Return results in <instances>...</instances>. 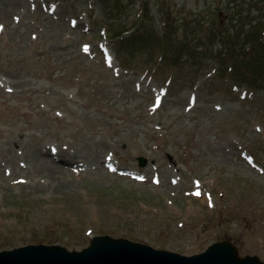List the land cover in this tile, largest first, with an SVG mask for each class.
I'll return each instance as SVG.
<instances>
[{
    "label": "rangeland",
    "instance_id": "374dc122",
    "mask_svg": "<svg viewBox=\"0 0 264 264\" xmlns=\"http://www.w3.org/2000/svg\"><path fill=\"white\" fill-rule=\"evenodd\" d=\"M0 26V251L107 234L264 261V89L211 40L250 42L264 2L0 0Z\"/></svg>",
    "mask_w": 264,
    "mask_h": 264
},
{
    "label": "water",
    "instance_id": "95a60500",
    "mask_svg": "<svg viewBox=\"0 0 264 264\" xmlns=\"http://www.w3.org/2000/svg\"><path fill=\"white\" fill-rule=\"evenodd\" d=\"M140 164L145 160L139 158ZM0 264H264L257 255L241 256L228 240L185 255L111 235H97L88 247L69 250L61 244H28L0 251Z\"/></svg>",
    "mask_w": 264,
    "mask_h": 264
},
{
    "label": "trees",
    "instance_id": "16d2710c",
    "mask_svg": "<svg viewBox=\"0 0 264 264\" xmlns=\"http://www.w3.org/2000/svg\"><path fill=\"white\" fill-rule=\"evenodd\" d=\"M257 1L264 2V0ZM116 3L118 2L116 1ZM245 15L244 17H249L252 20L250 13H245ZM254 19H256L255 15ZM252 25L254 24L252 23ZM220 28L217 33L218 37L215 34L214 38L211 39L217 42L218 39L220 40L222 38L223 47L219 49L221 51H216V48L213 50V52H216V58L220 59V65L227 64L225 69L229 70L228 75L233 80L247 85L251 89H264V29L261 30V27H259L258 31L255 32L256 34L253 33L250 36V42L244 43L242 41L241 43H236L229 40L228 35H224L227 31L225 26ZM235 37L238 40L241 39L238 35ZM189 46H192L191 43H189ZM238 48L241 49V52L234 53V51L238 52ZM219 69L222 72L224 71L222 68Z\"/></svg>",
    "mask_w": 264,
    "mask_h": 264
},
{
    "label": "snow or ice",
    "instance_id": "6c2138e0",
    "mask_svg": "<svg viewBox=\"0 0 264 264\" xmlns=\"http://www.w3.org/2000/svg\"><path fill=\"white\" fill-rule=\"evenodd\" d=\"M2 27V26H0ZM85 50H87V46L85 47ZM9 91H11V89H8ZM159 103V101H158ZM139 179H143V177H139ZM195 195L199 196L200 195V191H199V188H197V191L195 192Z\"/></svg>",
    "mask_w": 264,
    "mask_h": 264
},
{
    "label": "bare ground",
    "instance_id": "6f19581e",
    "mask_svg": "<svg viewBox=\"0 0 264 264\" xmlns=\"http://www.w3.org/2000/svg\"><path fill=\"white\" fill-rule=\"evenodd\" d=\"M54 171L56 172V171H58V169L54 168Z\"/></svg>",
    "mask_w": 264,
    "mask_h": 264
}]
</instances>
